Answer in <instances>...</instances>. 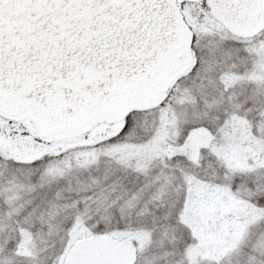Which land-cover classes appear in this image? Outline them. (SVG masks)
<instances>
[{
  "label": "snow or ice",
  "instance_id": "snow-or-ice-1",
  "mask_svg": "<svg viewBox=\"0 0 264 264\" xmlns=\"http://www.w3.org/2000/svg\"><path fill=\"white\" fill-rule=\"evenodd\" d=\"M0 264H264V0H0Z\"/></svg>",
  "mask_w": 264,
  "mask_h": 264
}]
</instances>
